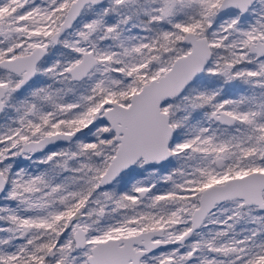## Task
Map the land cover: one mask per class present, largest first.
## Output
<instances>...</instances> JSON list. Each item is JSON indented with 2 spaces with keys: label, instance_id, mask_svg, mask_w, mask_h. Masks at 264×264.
Segmentation results:
<instances>
[{
  "label": "snow or ice",
  "instance_id": "snow-or-ice-1",
  "mask_svg": "<svg viewBox=\"0 0 264 264\" xmlns=\"http://www.w3.org/2000/svg\"><path fill=\"white\" fill-rule=\"evenodd\" d=\"M0 264H264V0H0Z\"/></svg>",
  "mask_w": 264,
  "mask_h": 264
}]
</instances>
